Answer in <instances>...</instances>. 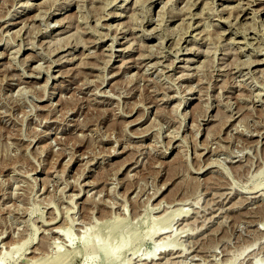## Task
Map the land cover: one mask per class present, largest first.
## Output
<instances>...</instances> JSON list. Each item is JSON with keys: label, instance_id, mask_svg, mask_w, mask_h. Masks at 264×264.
Returning a JSON list of instances; mask_svg holds the SVG:
<instances>
[{"label": "rangeland", "instance_id": "obj_1", "mask_svg": "<svg viewBox=\"0 0 264 264\" xmlns=\"http://www.w3.org/2000/svg\"><path fill=\"white\" fill-rule=\"evenodd\" d=\"M263 28L264 0H0V264H264Z\"/></svg>", "mask_w": 264, "mask_h": 264}, {"label": "bare ground", "instance_id": "obj_2", "mask_svg": "<svg viewBox=\"0 0 264 264\" xmlns=\"http://www.w3.org/2000/svg\"><path fill=\"white\" fill-rule=\"evenodd\" d=\"M227 1V0H225ZM169 2V1H168ZM254 3H252L253 5ZM240 5V4H239ZM249 5V4H247ZM29 7V6H28ZM165 7V5H164ZM164 7H161V8H164ZM63 9V8H62ZM238 9H239V6H238ZM248 9V7H247ZM55 10H58V9H55ZM245 9H239V11H244ZM254 13V12H253ZM50 15V14H49ZM51 15H54L53 12H51ZM115 18L116 17H121V16H114ZM11 19V18H10ZM231 19V18H230ZM233 19V18H232ZM245 20L247 18H244ZM5 20V19H4ZM62 21V20H60ZM151 21V20H149ZM257 21V20H256ZM148 22V21H147ZM262 22V21H260ZM235 23V22H234ZM233 23V24H234ZM246 23V22H245ZM245 23H243V25H245ZM255 23V22H254ZM61 24V22L59 23V25ZM247 24V23H246ZM258 24V23H257ZM261 24V23H260ZM17 23H7V27L6 28H10V27H14L16 26ZM98 26V25H97ZM249 26V24H248ZM246 25H245V29H246ZM258 27V26H257ZM251 28V27H250ZM244 29V28H243ZM264 29V28H263ZM154 30V29H153ZM152 30V31H153ZM264 31V30H263ZM147 34V33H146ZM223 34V33H222ZM260 39V38H259ZM62 39H60V42H61ZM112 44V43H111ZM244 44V43H243ZM63 47H65L63 45ZM111 47V45H110ZM60 48V47H59ZM259 48V47H258ZM243 52V51H242ZM128 53V52H127ZM147 57V56H146ZM145 58V57H144ZM143 59V58H142ZM185 62H189L190 60H183ZM183 68V67H182ZM185 69V68H183ZM47 82V81H46ZM49 99V98H48ZM253 190H255L256 188H252ZM173 217L172 216H169V217H166V218H162V221H161V228L158 230L156 228V226H147L146 228H139V229H135V230H129V233H130V240H127L128 239V236H127V233H123L119 236V239H118V243L117 245L111 250L109 251V256L112 257V258H115L114 260L117 259V257L119 256V247L123 244H133L134 242L138 241V239H140L141 237H147L149 239H152L154 237H159V236H164L165 234H167V230L170 228V225L171 223L173 222ZM146 223V222H145ZM117 227L119 226V224L116 225ZM119 228V227H118ZM128 232V231H127ZM53 233L55 234H58V232L56 231H53ZM162 236V237H163ZM161 240V239H160ZM165 241H167L165 239ZM164 241V238L160 241V243L157 244V246H154L151 250V252L149 253L148 255V258H153L157 252H160V253H165L166 252V249H169L167 251H171V244L168 243V242H165ZM26 242V241H25ZM110 242V241H109ZM23 244V243H22ZM28 246V245H27ZM170 246V247H169ZM89 248V245H88V241L85 242V249H88ZM173 251V250H172ZM161 255V254H160ZM159 256V255H158ZM66 257V256H65ZM144 258V257H143ZM69 260V259H68ZM61 262V261H65L64 258H63V255L57 251L54 256H52L51 258H48V259H45V260H41V261H38L37 263L33 262V264H59L57 262ZM67 261V260H66ZM234 260H232L229 264H234ZM254 264V263H253ZM257 264V263H256Z\"/></svg>", "mask_w": 264, "mask_h": 264}]
</instances>
